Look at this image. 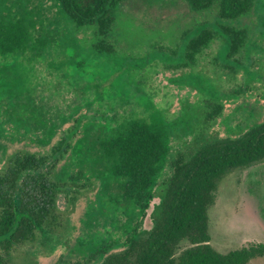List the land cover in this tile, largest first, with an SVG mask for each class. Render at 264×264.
<instances>
[{"label": "rangeland", "instance_id": "obj_1", "mask_svg": "<svg viewBox=\"0 0 264 264\" xmlns=\"http://www.w3.org/2000/svg\"><path fill=\"white\" fill-rule=\"evenodd\" d=\"M117 16L115 54H100L95 29L75 28L58 0H0V23L22 21L30 37L23 55L0 57V175L31 154L46 159L39 173L68 185L56 202L63 232L8 251L1 245L3 264H102L125 249L128 235L150 234L178 151L237 139L264 121V0L235 24L248 40L231 59L218 35L187 63L186 44L202 29L195 26L214 22L187 0H129ZM216 105L221 114L207 121ZM134 121L166 131L170 150L144 211L123 200L101 150ZM215 196V250L264 244V160L231 171ZM188 247L184 241L178 253Z\"/></svg>", "mask_w": 264, "mask_h": 264}, {"label": "trees", "instance_id": "obj_2", "mask_svg": "<svg viewBox=\"0 0 264 264\" xmlns=\"http://www.w3.org/2000/svg\"><path fill=\"white\" fill-rule=\"evenodd\" d=\"M128 1L58 0L75 28L95 29L94 50L108 55L115 54L117 15ZM255 1L187 0L194 13L214 18V22L195 26L202 29L186 44L187 63L195 62L218 35L224 38L228 59L239 55L247 43L248 32L235 24L252 11ZM205 24L206 28L202 27ZM29 39L22 21L0 23V57H16L13 54L17 52L23 55L30 50ZM222 109V105H216L207 115V121L215 120ZM101 150L123 200L146 210L159 171L168 159L166 131L134 121L124 133L105 141ZM262 160L264 121L237 139L203 140L185 152L178 151L177 157L170 161L172 172L166 182L159 218L150 234L147 237L128 235L125 249L106 257L102 264H249L263 258L264 244L225 254L213 248L209 233V209L215 203L219 183L234 169L250 167ZM45 164L44 158L17 155L10 161L8 170L0 175V246L4 244L7 251L10 246L35 245L41 238L48 241L49 234L63 232L60 229L66 220L56 202L68 185L53 182L50 171L39 173ZM184 241L189 247L178 253ZM3 262L0 256V264Z\"/></svg>", "mask_w": 264, "mask_h": 264}]
</instances>
